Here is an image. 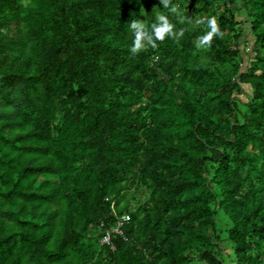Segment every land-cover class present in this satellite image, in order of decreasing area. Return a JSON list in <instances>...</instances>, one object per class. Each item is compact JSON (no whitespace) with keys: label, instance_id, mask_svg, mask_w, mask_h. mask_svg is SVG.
Segmentation results:
<instances>
[{"label":"trees","instance_id":"16d2710c","mask_svg":"<svg viewBox=\"0 0 264 264\" xmlns=\"http://www.w3.org/2000/svg\"><path fill=\"white\" fill-rule=\"evenodd\" d=\"M196 261L264 264V0H0V264Z\"/></svg>","mask_w":264,"mask_h":264},{"label":"clouds","instance_id":"9594fccd","mask_svg":"<svg viewBox=\"0 0 264 264\" xmlns=\"http://www.w3.org/2000/svg\"><path fill=\"white\" fill-rule=\"evenodd\" d=\"M168 2L169 0H161V3H163L165 6H167ZM173 10H175V8H173ZM158 20L161 23L152 25L154 32L149 31L144 24L138 21L132 22L131 27L135 31V44H134L133 52H136L137 50L146 47L147 45L145 44V41H147V44H151L153 47H155L156 40L153 39V36H155L156 39L163 40L165 34H174L172 32L173 24L169 22L168 17L166 15L159 14ZM203 22L204 21L202 19L197 20V23H203ZM207 24L211 30L200 38V44L203 47L210 46L213 35H220V36L223 35L217 24L215 17L209 18Z\"/></svg>","mask_w":264,"mask_h":264},{"label":"built area","instance_id":"2783aa9c","mask_svg":"<svg viewBox=\"0 0 264 264\" xmlns=\"http://www.w3.org/2000/svg\"><path fill=\"white\" fill-rule=\"evenodd\" d=\"M129 221V214H123L121 216H118L115 225L108 229L102 237L101 243L110 246L111 249H115L113 237H115L116 235H123V227L127 225Z\"/></svg>","mask_w":264,"mask_h":264},{"label":"rangeland","instance_id":"374dc122","mask_svg":"<svg viewBox=\"0 0 264 264\" xmlns=\"http://www.w3.org/2000/svg\"><path fill=\"white\" fill-rule=\"evenodd\" d=\"M238 19H239L240 21H246V20H247L246 16H245L244 14H241V13H240ZM243 27H244L245 30H247V28L249 27V24H248L247 22H245V23L243 24ZM194 264H202V263L199 262V261H196Z\"/></svg>","mask_w":264,"mask_h":264}]
</instances>
